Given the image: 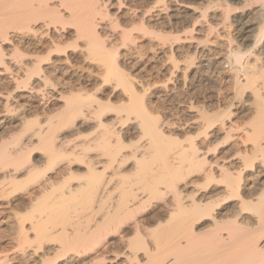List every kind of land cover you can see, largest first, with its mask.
Listing matches in <instances>:
<instances>
[{
    "label": "bare ground",
    "instance_id": "1",
    "mask_svg": "<svg viewBox=\"0 0 264 264\" xmlns=\"http://www.w3.org/2000/svg\"><path fill=\"white\" fill-rule=\"evenodd\" d=\"M261 238L264 0H0V264H260Z\"/></svg>",
    "mask_w": 264,
    "mask_h": 264
},
{
    "label": "snow or ice",
    "instance_id": "2",
    "mask_svg": "<svg viewBox=\"0 0 264 264\" xmlns=\"http://www.w3.org/2000/svg\"><path fill=\"white\" fill-rule=\"evenodd\" d=\"M226 95H228V94L226 93ZM259 244L262 245V246H264V238H261V240L259 241ZM260 251H261V254L264 255V247H261L260 248ZM260 264H264V260H262L260 262Z\"/></svg>",
    "mask_w": 264,
    "mask_h": 264
},
{
    "label": "rangeland",
    "instance_id": "3",
    "mask_svg": "<svg viewBox=\"0 0 264 264\" xmlns=\"http://www.w3.org/2000/svg\"><path fill=\"white\" fill-rule=\"evenodd\" d=\"M227 68H228V66L227 65H225ZM5 86H3L2 88L4 89H2V91H6L7 90V88H4ZM7 87V86H6Z\"/></svg>",
    "mask_w": 264,
    "mask_h": 264
}]
</instances>
